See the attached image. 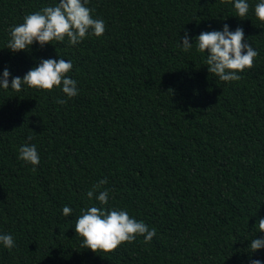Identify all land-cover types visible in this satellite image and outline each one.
Here are the masks:
<instances>
[{"label":"trees","instance_id":"16d2710c","mask_svg":"<svg viewBox=\"0 0 264 264\" xmlns=\"http://www.w3.org/2000/svg\"><path fill=\"white\" fill-rule=\"evenodd\" d=\"M249 0L236 17L232 0H89L105 22L101 37L73 46L52 42L13 53L11 26L53 0H0V72L23 77L41 59L71 60L79 94L0 89V264H250L254 225L264 217V23ZM242 28L258 55L240 78L208 73L185 32ZM190 42H193L190 39ZM64 100V103L60 101ZM28 137H32L29 141ZM35 144L40 163L18 159ZM110 190L109 205L144 221L138 236L111 252L81 246L86 193ZM69 206L72 213L62 215Z\"/></svg>","mask_w":264,"mask_h":264},{"label":"clouds","instance_id":"9594fccd","mask_svg":"<svg viewBox=\"0 0 264 264\" xmlns=\"http://www.w3.org/2000/svg\"><path fill=\"white\" fill-rule=\"evenodd\" d=\"M89 0H53L51 6L31 12L23 17V21L11 26L8 32L6 48L11 52L28 51L33 44L40 47L52 42H63L77 45L86 36L101 37L105 32V22L95 18L93 9L88 7ZM232 7L236 17L243 18L249 14V0H232ZM255 18L264 23V0H257L252 7ZM190 39L193 42H190ZM182 50H195L203 54L204 65L208 73L218 77L220 81L231 82L240 78L239 73L251 68L254 58L258 53L246 41L244 31L237 27L231 30L224 24L219 30L203 31L195 37H190L187 32L179 40ZM73 68L71 60L43 59L27 71L23 77H12L9 82L10 72L5 68L0 72V89L20 91L23 87L51 90L58 87L60 91L71 99L79 94L77 81L67 75ZM64 103V100L60 101ZM32 137H28L30 141ZM18 159L37 166L40 155L35 144L25 143L19 147ZM106 180H100L87 191L88 201L95 199L97 204H91L80 209L73 227L74 232L82 238L81 246L92 252H111L124 242L131 243L138 236H142L144 243H149L155 236V229L142 220H137L122 208L109 206L110 190L98 191ZM62 215L69 216L72 208L64 206ZM254 228L257 232L264 233V217L258 219ZM248 249L251 253L264 249V237L256 238L255 235L247 239ZM0 247L11 250L15 247L13 236L9 233H0ZM250 264H264L253 259Z\"/></svg>","mask_w":264,"mask_h":264}]
</instances>
